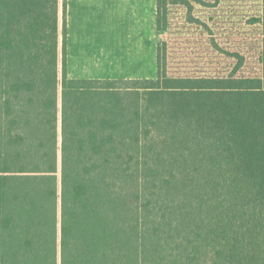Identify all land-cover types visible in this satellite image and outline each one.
Wrapping results in <instances>:
<instances>
[{
    "label": "trees",
    "instance_id": "1",
    "mask_svg": "<svg viewBox=\"0 0 264 264\" xmlns=\"http://www.w3.org/2000/svg\"><path fill=\"white\" fill-rule=\"evenodd\" d=\"M155 3L157 32L191 8ZM65 10L0 0V264H264V45L259 73L214 44L229 71L168 75L157 43L152 79H70Z\"/></svg>",
    "mask_w": 264,
    "mask_h": 264
},
{
    "label": "rangeland",
    "instance_id": "2",
    "mask_svg": "<svg viewBox=\"0 0 264 264\" xmlns=\"http://www.w3.org/2000/svg\"><path fill=\"white\" fill-rule=\"evenodd\" d=\"M190 1L191 8L169 3L166 28L156 32V43L165 55L166 73L187 76L227 72L237 59L224 50L243 56L244 73H259L264 45V0ZM153 5L149 0H126L105 2L102 7L89 6V10L104 11L105 16H89L82 40L75 47L71 44L69 51L66 32V76L94 80L153 77L155 47L146 30Z\"/></svg>",
    "mask_w": 264,
    "mask_h": 264
},
{
    "label": "crops",
    "instance_id": "3",
    "mask_svg": "<svg viewBox=\"0 0 264 264\" xmlns=\"http://www.w3.org/2000/svg\"><path fill=\"white\" fill-rule=\"evenodd\" d=\"M62 1V0H61ZM117 1H126V0H66V10H65V16H66V32H67V48L68 51L70 50L71 44L77 46L80 41L82 40V35L84 33V30L87 28V24L90 20L89 16L91 17L92 14H95L94 17L97 14H101V16H105L104 11L101 12H95L92 9L89 10V6H97L102 7L101 5L105 2H117ZM132 1H139V0H132ZM149 2H153V8L152 12H150V19L148 20L147 25V32H148V39L150 41H153L154 47H155V64H156V3L155 0H149ZM67 11V14H66ZM72 12V14H71ZM147 21H145L146 24ZM144 24V25H145ZM142 24V26H144ZM144 30V27H143ZM155 75H156V65H155ZM150 78H142V79H152L155 77ZM141 79V78H136Z\"/></svg>",
    "mask_w": 264,
    "mask_h": 264
}]
</instances>
